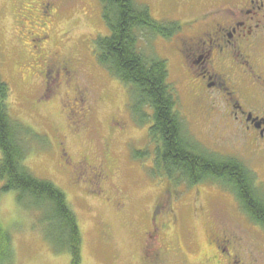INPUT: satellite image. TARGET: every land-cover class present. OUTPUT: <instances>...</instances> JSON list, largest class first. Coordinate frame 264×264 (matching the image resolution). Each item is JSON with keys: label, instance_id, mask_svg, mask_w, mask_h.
<instances>
[{"label": "rangeland", "instance_id": "rangeland-1", "mask_svg": "<svg viewBox=\"0 0 264 264\" xmlns=\"http://www.w3.org/2000/svg\"><path fill=\"white\" fill-rule=\"evenodd\" d=\"M30 1L0 0V76L10 87L11 116L40 135L38 140L26 141V165L37 178L52 182L65 193L77 217L82 235V264H140L149 209L162 199L168 187L174 189L180 201L173 207L177 221L165 229L164 240L173 244L167 251V264H185L178 256L179 248L186 252L187 261L200 264L208 253L207 236L214 231L215 220L219 227H223L218 223L222 220L226 229L242 237L246 247L264 250L263 231L244 218L242 206L230 189L216 182L191 186L174 179L171 184L164 171H157V145L149 134L152 120L140 123V117L152 116L153 110L143 107L139 111L133 107L131 87L98 61L95 41L109 34L99 0H57L59 9L49 27L50 37L44 43L58 61L71 64L78 74L79 87L88 91L87 99L93 106L88 128L71 134L70 115L59 98L51 104H38L40 80L22 76L29 54L20 42L17 18ZM138 1L148 6L151 1L149 7L155 19L164 14L156 0ZM177 44L176 35L166 38L145 34L139 41L142 51L167 60L169 82L177 89L178 107L184 118V133L201 149L242 161L264 182V163L252 156L242 129L235 122L199 118L194 113L189 87L178 80ZM65 90L66 86L64 93ZM56 133L67 136V152L75 161L85 159L110 172L106 184L101 183L106 196L94 195L95 186L84 181L85 177L79 176L83 179L78 182L72 180L59 158ZM138 152L146 153V157L139 158ZM3 183L0 180V226L11 234L13 243V257L5 264H70L69 252L57 250L45 237L48 222L43 220L42 210L23 206L15 191H2ZM119 198L124 203L121 211L116 206Z\"/></svg>", "mask_w": 264, "mask_h": 264}, {"label": "flooded vegetation", "instance_id": "flooded-vegetation-1", "mask_svg": "<svg viewBox=\"0 0 264 264\" xmlns=\"http://www.w3.org/2000/svg\"><path fill=\"white\" fill-rule=\"evenodd\" d=\"M156 3L164 11L162 17H168L157 20L181 26L176 34L179 54L176 69L178 80L189 87L194 113L199 118L217 117L235 122L242 129L252 156L264 163V0H156ZM58 9L57 0H31L21 8L17 16L20 42L29 54L22 76L40 80L38 104L60 99L70 115V132L77 135L88 128L93 106L87 99L88 91L79 87L78 74L71 64L58 61L57 55L45 49L49 27ZM56 138L59 158L72 180L78 182L85 177L84 181L95 186L92 193L102 196V184H106L110 172L85 159L75 161L67 152V136L56 133ZM50 145L53 149L54 143ZM255 179L259 194L264 182L258 176ZM168 189L149 209L140 264H167V251L173 244L164 240L165 229L177 221L173 207L180 201L174 189ZM120 200L116 203L119 211L124 208ZM242 209L244 218L264 233L262 221L252 220ZM215 221L214 231L207 236L208 253L200 264H264V250L246 247L243 238L226 229L222 220L218 223L223 227ZM177 253L180 260H185L182 263L198 264L187 261L183 249L179 248Z\"/></svg>", "mask_w": 264, "mask_h": 264}, {"label": "trees", "instance_id": "trees-1", "mask_svg": "<svg viewBox=\"0 0 264 264\" xmlns=\"http://www.w3.org/2000/svg\"><path fill=\"white\" fill-rule=\"evenodd\" d=\"M109 34L95 41L98 61L118 80L131 87L133 107H150L149 134L155 142L154 162L167 179L189 185L216 182L230 189L254 221L264 225V200L259 197L255 176L240 160L201 149L184 133V118L178 107L176 87L169 82L167 60L148 54L139 46L141 35H176L181 26L152 16L150 7L138 0H99ZM10 87L0 76V180L2 191H15L26 208L42 210L48 222L45 237L57 250L70 254V264H82V235L67 197L52 182L37 178L26 165V141L38 140L32 129L11 116ZM146 124V123H145ZM139 158L146 153H136ZM152 168V167H151ZM13 257L11 234L0 226V264Z\"/></svg>", "mask_w": 264, "mask_h": 264}]
</instances>
